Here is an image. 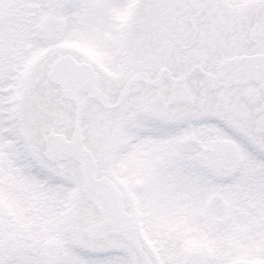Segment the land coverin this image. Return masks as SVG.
I'll use <instances>...</instances> for the list:
<instances>
[{"label": "snow or ice", "instance_id": "1", "mask_svg": "<svg viewBox=\"0 0 264 264\" xmlns=\"http://www.w3.org/2000/svg\"><path fill=\"white\" fill-rule=\"evenodd\" d=\"M0 264H264V0H0Z\"/></svg>", "mask_w": 264, "mask_h": 264}]
</instances>
